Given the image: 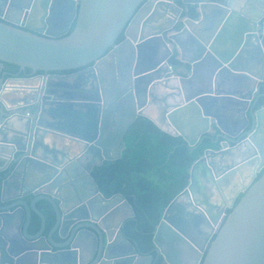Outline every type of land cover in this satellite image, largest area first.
I'll return each instance as SVG.
<instances>
[{"label": "water", "instance_id": "obj_1", "mask_svg": "<svg viewBox=\"0 0 264 264\" xmlns=\"http://www.w3.org/2000/svg\"><path fill=\"white\" fill-rule=\"evenodd\" d=\"M0 10V64L31 71L0 77V162L9 160L0 169V201H8L12 188L21 199L0 209L1 230L8 226L19 236L13 244L0 232V264H152L153 256L141 255L123 233L125 220L135 216L124 195L94 190L80 200L77 189L71 192L79 195L77 205L71 195L46 189L37 196L40 187L66 189L67 168L88 150H102L100 165L121 159L125 135L139 117L193 150L207 146L156 230L165 261L180 264L178 252L166 246L174 244L190 264H264V0H0ZM184 34L193 39L189 57ZM179 49L181 63L172 66ZM74 76L93 89L70 87ZM8 97L27 99L30 117L8 107ZM51 136L80 147L66 165L40 154L59 157ZM42 200L55 208L47 235ZM126 208L131 215L116 222Z\"/></svg>", "mask_w": 264, "mask_h": 264}, {"label": "trees", "instance_id": "obj_2", "mask_svg": "<svg viewBox=\"0 0 264 264\" xmlns=\"http://www.w3.org/2000/svg\"><path fill=\"white\" fill-rule=\"evenodd\" d=\"M190 15L197 18L199 13L192 8ZM178 57L175 52L170 58L172 66L180 64ZM7 66L19 71L15 65ZM263 104L264 98L259 105ZM209 142V138L204 141ZM206 148L202 144L193 150L181 136L168 134L149 118L139 117L126 135L122 158L97 170L96 178L106 196L120 192L131 204L135 216L126 220L124 235L141 255L153 256L152 264H167L157 250L154 234L166 208L189 185L191 167Z\"/></svg>", "mask_w": 264, "mask_h": 264}, {"label": "flooded vegetation", "instance_id": "obj_3", "mask_svg": "<svg viewBox=\"0 0 264 264\" xmlns=\"http://www.w3.org/2000/svg\"><path fill=\"white\" fill-rule=\"evenodd\" d=\"M192 8H196V7L195 6H192V7H190V10ZM0 12H1V10H0ZM88 68H84V69H88ZM80 70L63 72L62 74L63 75H71L72 76V75L77 74ZM107 70H108L107 68L102 67L101 68V74L103 75L104 73H106ZM30 72L31 71L29 69H27L26 70V73H23L22 72L20 74V70L19 71H15V70L9 68L7 66V64H0V77H2V75L6 73L7 75L5 77V80H8V79L12 78L13 76H18V75L20 77H24V75L29 76L30 75ZM42 74H43L42 72L37 73L36 78L33 80L36 86L37 85H39V86L41 85L42 80H41V77H39V76L42 75ZM49 75H51V73L48 74L47 76H44L43 79H45ZM87 77L89 78V75ZM84 79H85V77H84ZM70 80H71V83L72 84H69L66 81L64 83L65 84L66 83L69 84L70 87H76V88H80V89L82 88L83 91L87 90V92L88 91H91V89H93L92 86H91L93 84L92 82H88L86 80H82L81 81V79H79L76 76H74V78L73 79H70ZM94 83H95V87L98 86V83H96V82H94ZM105 92H107V91H105ZM261 93H263V92H261ZM74 94L78 95V92H76ZM78 96L84 97V96H88V94L87 93H83V94H79ZM8 98L9 99L6 101V105L8 107L18 108L19 110H22L23 112H26L27 113L26 114L27 117H30L31 113L29 111V107L28 106L26 107V104L28 103V100L27 99L18 98V99L15 100V99H10V97H8ZM20 106H22L24 108H20ZM130 128H129V130H130ZM127 133H126V135H127ZM126 135H125V142H126ZM51 138H57V137L56 136H51ZM51 138H50V141H51ZM124 151H123V153H124ZM40 154L42 156H46L49 161H51L53 163H56L57 165H66L67 163H69L68 161L73 158V157L72 158H68L66 156H65V158H64V156L63 157L59 156L57 158H53V156L51 154H47L46 155V153L43 152L42 150L40 151ZM84 154L79 159V161L76 162V164H72V165H70L67 168V170L70 172V177H68L66 179V182L68 183L67 186H66L67 187L66 189L63 188V190H60L59 189V185H58V187H55L56 189L54 188L52 190L50 188L48 189V187L47 188L40 187L41 188L40 189V193L37 196L43 194V191H45V189H46L47 192H52L54 195L59 196L60 198H62V196H63V198H65V199L69 195H71V192L73 194L74 191H76L77 189H78V191H79V193H80V195L82 197L80 200H85L86 195H87V192L88 193L89 192L92 193V192H94V190H99L100 192H102L106 196V194L101 189L102 186L100 185L98 178H96V173H97V170H98L99 167H101L103 164H105L106 162H109V161H104L100 165L101 159H102V150L101 149H99V150H93V151L92 150H88V152H86L85 155ZM8 161L9 160H5L3 162H0V169L1 168H4L7 165ZM113 162H115V161H113ZM42 169L44 170V167L43 166H42ZM4 174H5V171L0 172V175H4ZM43 181H44L43 179H39L37 185H39V183L41 184V182H43ZM110 186H111V184H108L107 185L108 188ZM104 187H106V185H104ZM16 193H18V192H17V190H14V188L8 190V192L5 195V199H7L8 201L7 202H4V203H2L0 201V209L2 207H9V206L13 205L16 202L21 201L20 198H16L15 197L17 195ZM118 194H122V193L116 192L113 195L106 196V197L110 198V197H112L114 195H118ZM34 197H36V196H32V198H34ZM71 198H73L75 200V202L73 203V205H77L78 202H79V200H78L79 199V195H78V198H75L74 196L71 195ZM55 200L59 204H62V202L59 199H55ZM38 207L46 215V217L49 220V223L47 224V227H46L45 232H44V235H47L52 230V228H53V221H52V219L54 218V215H55V208H54V206L50 202H47V201H44V200H42V201H40L38 203ZM124 213H125V209L121 212V214L117 218L116 222H120L124 218L128 217V216H125ZM227 214H228V212H227ZM34 216L37 217L35 214H34ZM128 218H131V217H128ZM126 220H125V222H126ZM125 222H124V224L122 226V230L124 228ZM222 224H223V222L221 223V225ZM38 231H39V228L36 231H32V234H36ZM0 232L4 233V235L6 236L7 240H9L11 242L13 241L12 242L13 244L15 242H18L17 240L19 239V236L16 235V234H13L12 231L9 229L8 226L3 227L2 230L0 228ZM123 233H124V231H123ZM214 236H215V234H214ZM154 238H155V234H154ZM3 242H4V239H1L0 240V251H1V248H2ZM186 257L189 258V255L187 254Z\"/></svg>", "mask_w": 264, "mask_h": 264}, {"label": "crops", "instance_id": "obj_4", "mask_svg": "<svg viewBox=\"0 0 264 264\" xmlns=\"http://www.w3.org/2000/svg\"><path fill=\"white\" fill-rule=\"evenodd\" d=\"M203 31V29L201 28L200 29V31L199 32H202ZM193 39H191V36L190 35H188V34H184V35H182L181 36V38H180V41H181V47H183V49H184V51L186 50V52H185V56L186 57H189V56H192V53H190V51H189V47H188V45H189V43H191L190 41H192ZM183 49H181V50H183ZM181 50L179 49L178 50V54H179V57H178V59H179V61H180V63H181ZM188 51V52H187ZM179 67V66H178ZM178 69V68H177ZM175 71H176V68H175ZM178 72H179V75L180 76H183L184 75V73H182V72H184V70H183V68H181V69H178ZM107 88V87H106ZM149 112V114L150 115H152L153 117H155V118H159V113L155 110V109H152L151 108V110H149L148 111ZM226 114H227V118L228 119H231L232 118V116H233V113L232 112H230V113H228V112H225ZM74 133H76V131L75 130H73V132H72V134H74ZM79 133V132H78ZM78 133H76V134H78ZM57 138H51V143H54L55 144V148L57 149V150H59L60 151V155L59 156H61V157H68V158H74V156L77 154V152H78V149H80V147L78 146V145H76V144H74V143H71L70 141H68V139H66V138H64V137H62V136H60V137H58V136H56ZM62 154V155H61ZM60 157V158H61ZM251 173H252V171H251ZM226 196L228 197V198H231V196H232V193H230V192H227L226 193ZM186 202H188L187 201V199L186 198H184V199H182L181 201H180V203L183 205V204H185ZM183 207H184V217L185 218H188V214L192 211L191 209H189V208H187V207H185L184 205H183ZM175 214H179L178 212L177 213H175ZM124 215L125 216H130L131 215V211L129 210V209H125V213H124ZM194 226V228H195V231L197 232V233H199L200 232V226L199 225H193ZM130 242V241H129ZM131 243V242H130ZM132 244V243H131ZM167 244V243H166ZM133 245V244H132ZM134 246V245H133ZM169 249L170 248H173V250H175V252L177 251L178 253H177V255H176V260L178 261V262H180V264H190L191 263V257L189 256V258H187L186 256H187V253L185 252V250L184 249H182V248H179V247H177L176 245H174V244H172V245H166ZM135 247V246H134ZM184 256V257H183ZM138 264H145V262H138ZM168 264V263H167Z\"/></svg>", "mask_w": 264, "mask_h": 264}, {"label": "built area", "instance_id": "obj_5", "mask_svg": "<svg viewBox=\"0 0 264 264\" xmlns=\"http://www.w3.org/2000/svg\"><path fill=\"white\" fill-rule=\"evenodd\" d=\"M170 69H172V67H171V66H170ZM221 223H222V222H220L219 226L217 227V230L220 228V226H221Z\"/></svg>", "mask_w": 264, "mask_h": 264}]
</instances>
